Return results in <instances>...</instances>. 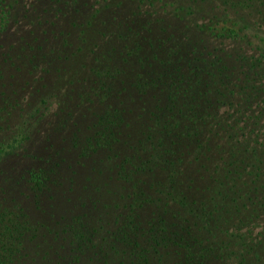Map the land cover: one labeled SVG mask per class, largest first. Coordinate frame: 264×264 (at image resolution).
<instances>
[{
    "label": "rangeland",
    "instance_id": "374dc122",
    "mask_svg": "<svg viewBox=\"0 0 264 264\" xmlns=\"http://www.w3.org/2000/svg\"><path fill=\"white\" fill-rule=\"evenodd\" d=\"M32 1L0 0V149L14 147L11 156L0 158V191L5 194L2 201L0 192V206H9L4 219L0 216V244L3 227L16 226L10 241L28 247L14 251L16 264H48V258L60 264H101L97 254L91 255L99 249L111 264L119 258L127 263L123 250L135 241L144 243L151 254L153 242L146 238L161 227L163 203H173L164 199L160 183H167L171 169L176 175V103L174 98L162 102V96L172 87L178 35L192 26L190 31L198 30L197 39L205 40V51H215L216 46L222 51H264V21L259 15L264 13V4L259 5L264 0H240L228 11L189 0H60L62 10L56 17L52 7ZM28 5V15L18 16ZM7 12L11 15L4 17ZM59 29L68 33L62 42L57 39ZM28 37H37L40 44L31 39L29 48L20 50L19 39ZM24 51H34V65L16 59ZM18 67L61 69L59 99L67 110L53 115L55 102L41 98L44 89L35 104L29 75L18 71L10 77ZM92 111H104L107 120L96 122ZM97 134L101 143L95 151L86 140ZM70 140L81 144L70 146ZM82 146L88 156H81ZM148 154L154 156L144 159ZM41 155L48 158L49 168L58 164L36 199L30 190L33 182L21 176L40 165ZM166 160L174 165L166 166ZM119 164L124 165L122 173ZM153 173L160 192L137 199L136 181L150 179ZM130 203L133 209L143 204L133 213L138 215L136 223L125 207ZM168 215L176 242V215ZM72 223L83 233L71 236L73 241L64 233ZM165 248L175 261L176 245ZM83 249L88 255L80 253ZM70 255L79 261H70ZM165 264H170L169 258Z\"/></svg>",
    "mask_w": 264,
    "mask_h": 264
},
{
    "label": "trees",
    "instance_id": "16d2710c",
    "mask_svg": "<svg viewBox=\"0 0 264 264\" xmlns=\"http://www.w3.org/2000/svg\"><path fill=\"white\" fill-rule=\"evenodd\" d=\"M33 1L38 3L37 0ZM38 1L44 7H52L55 17L62 10L60 0ZM189 1L210 5L213 3L220 10L222 8V11L234 10L240 4V0ZM263 4L262 1L259 5ZM8 13H4V17H7ZM28 13L29 5L27 12L25 11L23 15L19 12L18 16L23 18ZM259 15L262 16L263 22L264 13L260 11ZM5 19L2 20V25H5L3 24ZM191 28L193 29L192 26H186L178 35L177 44L180 47H177L176 51L172 87L163 93L162 97H165V100H162V97L158 99L159 102L161 100L166 102V99L174 98L176 103V175L171 169V173L167 174V183H160L162 190L165 189L164 199L168 197L173 203L171 205L163 203L164 209H161L162 214L158 220L161 227L151 237L146 238L147 241L153 242L154 250L151 254L144 243L135 241L127 252L123 250L127 253V263L119 258L116 264H165L168 258L170 264H264V51H222L217 46L214 47L215 51H205L206 47L202 43L205 40L199 41L196 36L198 30L193 33L190 31ZM65 29H59L57 39L60 42L61 37L68 34ZM31 39L38 42L36 45L40 44L37 37L19 39L20 50L24 47L29 48ZM95 46L96 44L94 48ZM181 47L188 50L181 51ZM39 48L35 46V51H39ZM24 52L26 54H19L16 59L34 65L32 63L34 51ZM20 68L18 67L14 74L12 72L10 77L15 78L17 76L15 72L18 71L29 75L36 90L35 104L39 90L44 89L41 98L52 97L53 103L55 102L53 115H59L67 110V104L59 99V89L63 88L58 86L61 69L56 68L49 72L46 67H42L41 71L36 70L37 68L30 70ZM33 109L38 112L35 106ZM91 114H94V119L98 123L107 120L104 119L107 117L104 111L96 113L92 111ZM69 115L74 117L72 113ZM107 128L108 124L104 130ZM93 136L88 137L86 142L94 147L91 150L98 151L96 146L101 142L98 134V137ZM79 143L81 144L79 140H70L68 145L76 147ZM9 148L0 149V158L11 156L14 147ZM81 151V156H88L84 146ZM150 155L154 156L148 154L144 159L148 160ZM41 156L40 165L28 168L21 176L25 177L28 184L33 182L30 190L36 199L38 192L47 189L48 180L52 176L49 175L50 170L55 173L52 166L55 168L58 164L54 162L50 169L47 166L48 158L45 155ZM110 157L112 158L109 155L107 159ZM165 162L166 166L174 165L173 162L167 160ZM166 166L163 169L166 170ZM117 168L122 173L124 165L119 164ZM46 170L48 173L45 175ZM153 175L154 173L150 179L142 178L136 181L140 186V195L134 194L137 199L141 196L152 197L155 196V192H160L156 187L158 180L153 179ZM120 177L124 179V175ZM0 192L3 201L5 194L4 191ZM141 205L143 206L139 204L137 207ZM4 206H0L2 219L6 209L8 210L6 207H9L7 203H4ZM126 206H129L132 223H136L134 216L138 215L133 213H138L139 210L137 207L133 209L132 203ZM11 208H14V205ZM170 211L176 215V242L169 231L170 225L167 221ZM120 216L121 214H117L115 218L118 219ZM18 228L3 227L0 264H16L14 251L23 252L28 248L26 244L21 243L14 246L10 241ZM79 228L74 225L65 229L64 233L73 241L71 236L77 232L80 236L83 235ZM91 236L93 233L90 234V238ZM171 244L176 245L175 261L173 257L168 256L170 252L165 248ZM156 245L162 247L155 249ZM33 248L31 253L35 256L36 251L32 252ZM80 253L88 255L85 249ZM96 254L101 264H111L101 249L91 253L92 256ZM70 258L72 262L79 261L75 255H70ZM47 260L48 264H60V261L56 263L53 259Z\"/></svg>",
    "mask_w": 264,
    "mask_h": 264
}]
</instances>
